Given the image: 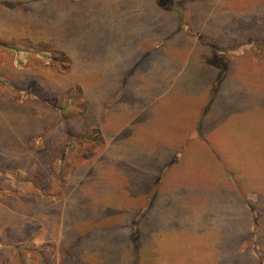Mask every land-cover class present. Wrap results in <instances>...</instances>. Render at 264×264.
<instances>
[{
    "label": "rangeland",
    "instance_id": "1",
    "mask_svg": "<svg viewBox=\"0 0 264 264\" xmlns=\"http://www.w3.org/2000/svg\"><path fill=\"white\" fill-rule=\"evenodd\" d=\"M196 2L207 91L172 0H0V264H264V0Z\"/></svg>",
    "mask_w": 264,
    "mask_h": 264
},
{
    "label": "crops",
    "instance_id": "2",
    "mask_svg": "<svg viewBox=\"0 0 264 264\" xmlns=\"http://www.w3.org/2000/svg\"><path fill=\"white\" fill-rule=\"evenodd\" d=\"M153 1L158 3V4L161 3L158 0H153ZM172 1H173V5H172L173 8L170 9L169 11H167V13L171 14V16H169L170 17V25L178 28L176 31H177V36H178L179 40H177V43L172 45V47H169V49L173 50L172 53H174V54H172L171 57L173 59H177L179 57L178 60L181 58H183L185 60H190L194 67L201 66L203 68H206L208 70L207 74H208V76H210L209 77L210 80H209V82H206V85L201 89V91H203V90L207 91L210 87L212 88V86L217 81L218 77L221 76L220 72L218 70H216V66H217L218 62L220 64H225V65H223V67H224L223 69L225 71L229 66L227 64V61H228V59L231 60L232 55L224 52V51H226L225 49H222L220 47L218 48L217 46L212 44L214 42H211V39H209L207 41V42H210L211 44L202 43V42H199L196 39H194L193 36H191L190 33L187 32L186 29H195V28L204 27L203 24L205 23V21L200 20V18H201L200 12L195 10L197 0H172ZM206 1H209L212 6L225 7V6H229L232 3H234L235 5H243L246 0H202V3H205ZM197 5H199V2L197 3ZM263 12H262V14H263ZM262 23L263 24L261 26L264 27V22L262 21ZM194 37H196V36H194ZM250 40H256V39L254 37V38H251ZM258 41H259V39H258ZM259 42H260V44H262V42H264V39L260 40ZM238 43L239 42H238V38H237L236 41L233 42L232 44L236 47L238 45ZM221 45L224 46V41H223V43H221ZM61 49L64 51L63 47ZM253 52L254 51L248 50L246 54H248V53L251 54ZM254 53H256V52H254ZM243 56L244 55H242V57H240V55H237L234 59L239 60V59H242ZM260 56H261V54H259L258 56H253L254 61H256V58H259ZM258 60L261 61L260 58ZM231 65H232V63H231ZM178 73L180 75V71H178ZM176 76H177V74L174 76V79L176 78ZM119 92H121V89H116V90L112 91V101H114V103H112V109H113L112 110V121L113 120L116 121L118 111H120V114L125 112V111H128L125 108V105H126L125 99H123L121 96H120V98H118ZM197 94H199V92ZM197 94L193 96L192 102H190V101H189L190 103L185 102V104H187L185 109L181 113H179V115H178L179 119H181L180 121H183L184 123H188L187 125H190V123H192V122H190L191 118H192L191 117L192 113L194 114V119L196 117V96H197ZM164 95L168 96L169 94L165 93ZM119 108L121 110H119ZM191 108H192V112H191ZM201 122L205 123L204 119H202ZM189 128L191 129L190 126H189ZM183 132L186 135L189 134V132L187 130L183 131ZM115 136L116 137L119 136L117 134V132H116ZM175 141H176V139L174 138L173 145L176 144ZM191 145L192 144H191L190 139H189V141H185V143L182 145L181 151L179 149H177V152L179 153L180 156H182L184 153H186V155H189V154L191 155V153H192V146ZM190 147H191V149H190ZM169 152H171V151H169ZM235 264H240V263L236 261Z\"/></svg>",
    "mask_w": 264,
    "mask_h": 264
},
{
    "label": "trees",
    "instance_id": "3",
    "mask_svg": "<svg viewBox=\"0 0 264 264\" xmlns=\"http://www.w3.org/2000/svg\"><path fill=\"white\" fill-rule=\"evenodd\" d=\"M159 2H162V3H165V1H167V0H158Z\"/></svg>",
    "mask_w": 264,
    "mask_h": 264
}]
</instances>
